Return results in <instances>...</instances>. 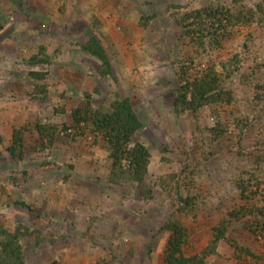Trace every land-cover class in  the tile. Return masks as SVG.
I'll list each match as a JSON object with an SVG mask.
<instances>
[{
    "label": "rangeland",
    "instance_id": "374dc122",
    "mask_svg": "<svg viewBox=\"0 0 264 264\" xmlns=\"http://www.w3.org/2000/svg\"><path fill=\"white\" fill-rule=\"evenodd\" d=\"M261 1L0 0V220L38 230L21 237L27 264H164L170 232L163 224L170 217L189 227L186 254L201 252L218 220L243 203L238 172L257 154L264 156V101L256 91L264 84V13L230 27L220 47L203 51L181 35L175 12L179 5L256 8ZM93 35L107 50L110 74L103 75L100 60L82 49ZM42 46L52 61L28 62ZM186 62H192L191 74L214 66L233 90L232 103L203 106L195 119L177 115L179 68ZM31 70L46 72V98L31 97ZM86 92L95 105H109L116 94L132 101L143 124L135 139L151 152L150 196L134 181L110 182L105 142L89 128L82 135L60 130L43 147L36 122L71 125L72 110L87 103ZM213 110L229 127L210 142L203 134L215 125ZM19 126L25 128L22 157L7 150ZM185 194L195 196L194 212L178 210V196ZM21 200L33 210L15 203ZM228 236L264 255V238L242 221H233ZM206 264L264 259H238L223 240Z\"/></svg>",
    "mask_w": 264,
    "mask_h": 264
},
{
    "label": "trees",
    "instance_id": "16d2710c",
    "mask_svg": "<svg viewBox=\"0 0 264 264\" xmlns=\"http://www.w3.org/2000/svg\"><path fill=\"white\" fill-rule=\"evenodd\" d=\"M234 1L238 3L242 0ZM182 10L183 12H181ZM177 12L179 14L175 12V17H177V23L181 28V35L192 40L197 46V50L205 51L209 46L220 47L221 41L229 33L230 27L237 24H250L256 14L264 13V0L258 2L256 8L247 5H240L235 9L222 5H207L185 10L183 5H179ZM81 46L85 52L100 60L103 75L111 73L109 55L96 35L82 42ZM51 61L52 59L45 52L44 46L41 47L40 53L34 54L28 60L31 64L50 63ZM191 63H182L179 68L182 84L177 89L173 106L177 115L190 114L195 119L198 110L203 106L232 103L234 99L233 90L223 84V76L214 66L197 70L191 74ZM29 76L34 81L31 97L46 98L48 96L47 84L44 81L46 72L31 70ZM256 91L257 97L264 101V84H257ZM85 96L86 105L72 110L71 125H60L42 120L36 122V129L44 140L43 147L52 145L60 130L68 132L74 129L76 133L82 135L89 128L95 140L101 137L105 142L111 159L110 182L122 184L126 181H134L147 196H150L152 188L146 176L149 171L151 152L143 142L135 139L136 133L143 124L133 107L132 101L129 97L116 94L109 105H95L92 103L90 93L86 92ZM213 109L216 110V108ZM213 112L217 117L215 125L207 128L208 132L203 134L206 137L205 141L207 139L210 142L222 138L228 132L229 127L228 122H222L217 112L214 110ZM238 121L241 124L247 120L239 118ZM246 125L247 123L244 124V126ZM200 131L204 130L200 129ZM24 132L25 128L22 126L13 128L12 138L7 146L11 155L23 156ZM243 154L245 153L241 152L240 155ZM256 157L257 159H253L252 165L241 168L235 178V185L243 203L231 207L218 220L212 228V234L207 245L200 253L186 254L184 247L190 240V233L189 227L184 222L173 217L164 222L163 229L170 232L163 253L164 264H206L209 256L218 254L220 242L223 240L231 244L234 248V255L238 259L245 256L257 260L264 259L263 254L257 253L252 247L228 236V230L233 221L240 220L245 229L255 236L264 238V184L261 187L264 183V167L262 166L264 156L257 154ZM194 199L195 196L190 194L178 196L180 203L178 210L194 212L196 210ZM15 203L33 210L32 206L24 200ZM36 231L38 230H31L22 224H17L15 228H12L8 221L0 220V264H27L21 237L26 233ZM151 248L150 245V251ZM91 264L118 263L115 261L107 262L103 259Z\"/></svg>",
    "mask_w": 264,
    "mask_h": 264
}]
</instances>
